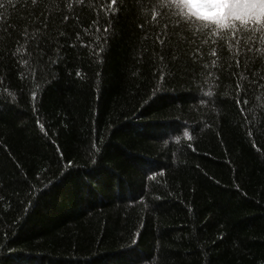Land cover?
I'll return each instance as SVG.
<instances>
[{"label":"trees","instance_id":"16d2710c","mask_svg":"<svg viewBox=\"0 0 264 264\" xmlns=\"http://www.w3.org/2000/svg\"><path fill=\"white\" fill-rule=\"evenodd\" d=\"M15 2L0 9V264H264L259 34L185 43L157 0H127L113 36L110 0H68L67 19Z\"/></svg>","mask_w":264,"mask_h":264},{"label":"clouds","instance_id":"9594fccd","mask_svg":"<svg viewBox=\"0 0 264 264\" xmlns=\"http://www.w3.org/2000/svg\"><path fill=\"white\" fill-rule=\"evenodd\" d=\"M166 10L192 32H203L215 40L231 39L232 33H248L264 44V2L262 0H157V15ZM251 30V31H249Z\"/></svg>","mask_w":264,"mask_h":264},{"label":"snow or ice","instance_id":"6c2138e0","mask_svg":"<svg viewBox=\"0 0 264 264\" xmlns=\"http://www.w3.org/2000/svg\"><path fill=\"white\" fill-rule=\"evenodd\" d=\"M31 4H32V12L33 14H35L36 10L40 9L41 5L45 3V0H30ZM56 2V7L60 9V13L59 14H65V10L63 8V3L64 2H68V0H55ZM262 2H264V0H262ZM110 4L113 7L114 11H115V15H113V13H109L108 14V18L110 20H113V26L112 29H109V27H105L104 31L105 33H109L111 32L112 35L114 36L116 34L115 31V24L119 19V15L121 12H127V11H131V9L128 8V4H127V0H110ZM18 7V5L16 4L15 0H0V9L6 10L9 8H16ZM25 7H27V4H25ZM163 11V10H162ZM48 21L44 22V29L40 30L39 27L37 25H33V27L37 28V35L36 37H34L33 39H35L36 41V48L40 50L41 52V56L39 57L40 60H43V56H44V48H43V44L47 43V35H51V32L49 31L52 22L54 20V14L51 12H48ZM58 14V15H59ZM168 14V12L166 13ZM152 17L155 19L157 17V14L155 11H152L151 13ZM169 15V14H168ZM65 19H67V15L65 14ZM179 30L185 37V43H187L188 39L195 37L198 39H202L204 40L205 43L208 42V40H212L213 43L215 42H224L227 43L229 45V50H231L232 47V42L235 40L237 42V50H239L240 47V42H242V40L248 35V33H240L239 35L236 32L232 33L231 39L228 40L227 42L225 41H220V40H215L209 36H206L203 32H192L190 31L187 26L180 20L176 19L175 20V26L173 28L172 31V35L176 34V31ZM251 31V30H249ZM191 34V35H190ZM260 33L257 32L256 35ZM3 34L0 33V36H2ZM32 40H29V45H31ZM262 44V43H261ZM0 45H3L6 47V45H4L3 40H0ZM27 51V49H26ZM9 55H11V53H9ZM212 56L213 57H218L219 56V52L217 51H213L212 52ZM173 60H179V56H173ZM23 62V61H22ZM30 62V61H29ZM216 66L215 61H213V67ZM204 67H208L206 64L204 65ZM178 73H179V69H173L170 71V75H171V79L173 81H176L178 79ZM80 73L77 72V76H79ZM212 73L208 72L207 76H211ZM193 82L196 83L197 81L195 80V77H193ZM205 83L207 82L206 80L204 81ZM200 86V85H198ZM33 96H35V93H33ZM206 98V99H205ZM201 103L207 105V104H212L213 106L216 105L217 103V99L214 96V93L212 91H204L201 97ZM41 131H44V128L41 127ZM185 137H188V133L185 132L184 133ZM135 252V249H129L126 253H123V255H132Z\"/></svg>","mask_w":264,"mask_h":264}]
</instances>
